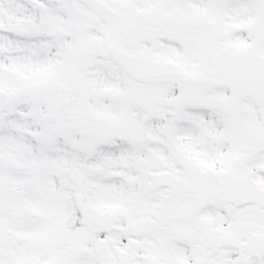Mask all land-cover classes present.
Instances as JSON below:
<instances>
[{
	"label": "snow or ice",
	"instance_id": "6c2138e0",
	"mask_svg": "<svg viewBox=\"0 0 264 264\" xmlns=\"http://www.w3.org/2000/svg\"><path fill=\"white\" fill-rule=\"evenodd\" d=\"M0 264H264V0H0Z\"/></svg>",
	"mask_w": 264,
	"mask_h": 264
}]
</instances>
